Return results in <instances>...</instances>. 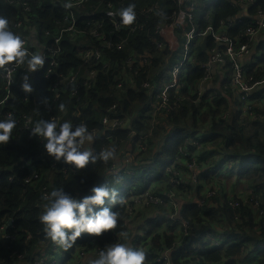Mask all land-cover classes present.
<instances>
[{"label": "trees", "instance_id": "trees-1", "mask_svg": "<svg viewBox=\"0 0 264 264\" xmlns=\"http://www.w3.org/2000/svg\"><path fill=\"white\" fill-rule=\"evenodd\" d=\"M10 1L12 6L0 0V17L6 15L9 29L22 39L35 37L31 46L27 43L28 50L43 47L47 59L29 78L31 92H24L20 86L26 64L18 66L6 99V83L0 77V119L12 113L16 120L8 142L0 143V226L11 220L3 233L14 237L5 239L0 234V264H33L38 258H44L45 264H67L77 248L99 247L100 251L115 242L121 231L128 233L127 241L121 240L128 247L136 248L149 240L143 248L146 264H163L156 258L178 241L183 228L188 236L169 253L170 264H264V108L257 109L259 118L239 122L240 111L230 106L228 98L233 96L231 103L236 105L237 93L225 86L231 74L227 58L215 65V73L224 74V90L229 96H223L214 86V73L211 87L199 98V83L205 75L201 64L208 60L212 49L221 51L224 47L208 33L205 37L197 35L183 60L185 33L190 25L184 22L183 27L174 28L175 48L156 31L169 25L180 9L190 6L196 32L210 26L237 48L248 44L245 30L253 24L257 11H264V0L247 4L241 0H190L186 4H178L177 0H82L77 5H68L70 0ZM129 3L135 5L136 18L124 25L116 13ZM243 5L247 7L245 15L241 14ZM107 11L115 13L118 23H113ZM16 22L21 23L19 27L13 26ZM94 28L98 35L90 33ZM263 45L264 40L253 46L260 52L258 64L244 65L255 80L264 79ZM80 49L98 51L99 59L85 62ZM127 59L134 60L131 69L125 65ZM184 61L185 72L179 74L174 91H168L165 108L169 109L155 110L168 70ZM72 75L73 81L67 83ZM58 78L63 90L57 103L64 105L65 119L74 125H87L95 137L90 145L94 152L112 146L118 157L128 153V158L132 157L128 173L108 174L106 168L114 159H97L82 169L55 161L44 151L43 140L30 135L29 129L22 130L28 116L35 122L57 115L45 103L52 100L53 92L48 88ZM125 79L132 80L133 86ZM76 86V93L71 94ZM258 97L261 107L264 99ZM105 116L116 117L121 124L106 126L102 123ZM142 136H147V147L134 153V144ZM186 140L198 141V145L187 144L189 155L181 157L184 162L194 159L198 164L196 184L191 182L192 174L187 169L180 170L179 149ZM168 168L174 170L169 172ZM221 174L241 181V190L235 191V182L227 188L218 185ZM169 178L176 180L174 186L162 189ZM159 181L153 194L168 203L174 192V216L172 209L163 204L136 206V202H128L131 194H140ZM101 184L117 189L119 196L124 191V203L111 208L118 214L116 227L100 235L82 232L67 249L51 241L39 221L46 203L43 195L62 187L69 195L81 198ZM107 202L105 199V206ZM150 211L154 212L147 214ZM127 212L132 215L129 227L124 223ZM137 231H142L141 235ZM208 234L219 239L218 246L209 241ZM192 245L198 249L193 250ZM93 257L98 258V253Z\"/></svg>", "mask_w": 264, "mask_h": 264}, {"label": "clouds", "instance_id": "clouds-1", "mask_svg": "<svg viewBox=\"0 0 264 264\" xmlns=\"http://www.w3.org/2000/svg\"><path fill=\"white\" fill-rule=\"evenodd\" d=\"M4 1H8L9 6L13 3L10 0ZM134 8V3H129L118 9L116 15L119 16L120 23L127 25L134 21ZM33 40L35 42V37ZM25 44L24 39L9 29L8 20L0 17V66L14 61L17 65L26 64L28 72L40 68L44 64V55L39 51L30 53ZM256 45L258 46V43ZM28 81L29 77L25 73L20 85L24 92L32 91V86ZM57 107L61 112L65 110L63 104ZM28 123L31 124L29 134L43 140L44 151L55 161L62 160L77 169H82L89 162H95L97 159L105 162L114 159L119 167L118 171L111 172L109 166L106 168L108 174L129 172L128 164L132 157L128 158V153L124 157H118L112 146L94 152L90 147L95 138L94 134L88 131L84 123L74 125L70 120L59 121L57 119H40L35 122L29 120ZM15 126L16 120L12 113L0 119V143L8 142ZM127 147L131 148L130 145ZM90 192V195L76 198L60 187L53 188L43 195L42 198L46 203L39 216V221L43 225L45 235L51 241L67 249L82 232L100 235L102 231L116 227L118 214L105 206V199L109 205L123 204L124 200L119 196L118 190L101 184L94 185ZM94 206L100 207L94 208ZM119 237L122 241H127L128 233L121 231ZM144 260L145 251L143 249L128 247L125 242H113L102 248L98 253V258L91 260L89 264H143Z\"/></svg>", "mask_w": 264, "mask_h": 264}, {"label": "built area", "instance_id": "built-area-1", "mask_svg": "<svg viewBox=\"0 0 264 264\" xmlns=\"http://www.w3.org/2000/svg\"><path fill=\"white\" fill-rule=\"evenodd\" d=\"M81 1L82 0H70L68 5H77ZM189 1L190 0H177L178 4H186ZM241 1L243 2V4H247V3H250L252 0H241ZM150 8L153 9V6ZM106 14L109 17H111L113 19L112 20L113 23L116 24L117 19H116L115 13L112 11H107ZM135 18H136V12H135ZM184 22H187L190 25V29L185 33V43L183 45V60L187 59L186 56L190 51L188 46H189L190 42L192 41L193 37L197 36V35L205 37V35L208 33L213 37L214 42L217 43L218 46L224 47V49L221 51L218 49H215V48L212 49L210 51V53L208 54V58H207L208 60L201 64V67L204 68V70H205V75L199 83V87H198V91H197L198 97L200 98V96L203 95V92L205 89H208L211 87L212 76L215 73V65L224 63L225 59L227 58L230 61L231 74H230L229 82L225 86L231 88L232 90H234L237 93V101H236L237 104L234 105L230 101V103H229L230 106H233V109L239 110L240 114H248L249 116H252V117L254 115L258 116V110H257L256 105L259 106L260 103L257 101L255 94H256V91H258L260 87H264V79L255 80L252 75H248L247 74L248 68L244 66V63L242 62V60L249 55L250 49L262 39L261 38L262 30H264V11H262V9L258 10L253 24L248 26L245 30V35L247 37L248 44L242 43L237 48H235L231 44V40L229 38L218 35L217 33H215L212 30V28L210 26H208L205 29V31H203L201 33L196 32L197 28H196L194 21H193V13H192V8L190 6H186L185 8L180 9L178 11V13L176 14V16L174 17L173 21L169 25L158 28L156 31H158V33L164 38L165 42L167 44H169L171 48H174V43L173 44L171 43V41L168 39V36L172 33L173 34V40H174V33H173L174 28L179 27V26L183 27ZM20 24H21L20 22H16L13 24V26L19 27ZM73 31H75V29ZM77 32H79V31H77ZM90 33L92 35H98L95 28L91 29ZM30 38H32V39L30 40L28 36L24 38L26 40L25 47H27L26 46L27 43L30 46L32 45L31 42L34 41L32 35H30ZM27 40H29L30 43L27 42ZM155 44L158 48L161 47L160 43L155 42ZM106 45H108V43H106ZM45 51L46 50H44L43 47H42V50H41V48L39 50V52H41L42 54ZM50 52L52 53L53 51H50ZM79 52H80V55L84 59L85 62L91 60L92 58H94L95 60L99 59V53L96 50L94 51L91 49H80ZM44 57H45L44 61H46L47 56H44ZM185 63H186V61H184L183 63H180L179 65H175V66L173 64L170 67V69L168 70L169 77L167 78V81L165 80V82H168L169 80L170 81L165 86H164L165 82H163V84H162L163 89L161 92V101L156 103L155 110H160L159 108H165L166 107V102L169 99L168 91L177 86L179 74L181 72H185V70L182 69V67L184 66ZM50 65H54V63L50 62ZM125 65H126V67L131 69L132 66H134V60L127 59L125 61ZM18 66L19 65L12 63V64H6L5 66L0 68V77L5 81L6 88H7L6 96L4 99H6L9 95L11 84H13L15 82V76H16ZM36 72H37V69L34 71H31V72H28L27 68H26L24 74L27 73L28 77L30 78ZM93 74H94L93 71H91L89 73V77L92 78ZM45 76L46 77L49 76V69L47 70ZM124 77L126 78V75H124ZM73 79H74V75H72L68 79L67 83H71L73 81ZM60 83H61V81L58 78V80L54 84L49 86L48 89L51 92H53V98L51 101L46 102L45 106L47 108H51L53 111L58 112L57 115H53L50 119H57L59 121H61V120L63 121V120H66L64 117L65 110L63 112H61L59 110V108L57 107L58 106L57 99L59 98V95H60V93H62V90H63V88L59 87ZM125 83L133 86L132 80L125 79ZM143 86L147 87V84L144 83ZM77 87L78 86H76L72 90L71 94L76 93ZM261 94H263V96H264V93H261ZM254 106L256 108V110H255L256 112H254ZM165 109L168 110L169 108L167 107ZM76 113H78V112H76ZM29 120L32 121L31 116H28L25 118L22 130H28L31 127V124L28 123ZM102 123L106 126H109V127H116V126H119L121 124V121L116 117L110 118V117L105 116L102 119ZM26 125H27V127H26ZM146 137L147 136H142V137L138 138V141L134 144L135 145V152L134 153H138L139 151H145V149L147 147V143L144 141V138H146ZM187 144L198 145V141L197 140H190V141L186 140L184 142L183 146L179 149L178 159L180 161H182L181 160L182 156H188L189 155L188 150L186 148ZM128 145H130V144L128 143ZM122 157H124V155ZM125 159L127 160L126 157H125ZM118 168L119 167H117L116 162H113L110 165V170L113 173H116L118 171ZM181 168L187 169L188 172H190L192 174L190 179H191V182L193 184L199 183V180H197V174H198L199 168H198V164L195 162L194 159H191L190 162H188L187 159H186V162L182 161V167H180V170H181ZM167 170L169 172H171L174 170V168H168ZM125 172L128 173L127 171H125ZM175 181L176 180H174V178H169V181L167 184L161 185L162 189L166 188L167 186H174ZM160 183H161V181L156 182V183H152L146 190L142 191L140 194H137V195L131 194L130 197L128 198V202L132 200V201L137 203L136 206L138 204L145 206L148 203L163 204V205L172 209L171 216H174V209L176 208V204L174 203V192L170 193L172 201H170L168 203H164L159 197H157L153 194V191L156 189V187ZM179 204H180V202H179ZM127 215L128 216L124 220V223L126 224L127 227H129V225H130L129 221L132 218L131 212H127ZM10 224H11V220H9L7 224H2L0 226V234L5 239L13 240L14 239L13 236L6 235L3 233L4 227L9 226ZM184 227H186V225H184ZM140 232L142 233V231H140ZM141 233H139V234L141 235ZM179 234H180V238L178 239V241L176 243H173V245L170 249L165 250L161 254L160 257L156 258V262L163 263V264H170L169 253L171 252V250H174V247L182 244V242H184L188 236L186 228H183V230L180 231ZM207 238L209 239L210 242H212V244L214 246H218L220 243L219 239H216L215 236L212 234H208ZM148 241H146L144 244L140 243L137 247L141 248V249H143L144 247H147L146 243H148ZM115 242H121V238L118 237ZM190 244H193V243H190ZM98 248L99 247H94V248H91L88 250H85L83 248H77L76 251L73 253L72 257L68 260L67 264H88V259L90 262L91 260H94L97 258V257H93V255L96 253H99ZM192 249L197 250L198 246L192 245ZM24 252H26V251H24ZM15 253L16 252H12L11 255H13ZM18 257L22 258L23 255L19 254ZM91 258H94V259H91ZM33 264H45L44 258L36 259L33 262ZM143 264H146V263L143 262Z\"/></svg>", "mask_w": 264, "mask_h": 264}, {"label": "crops", "instance_id": "crops-1", "mask_svg": "<svg viewBox=\"0 0 264 264\" xmlns=\"http://www.w3.org/2000/svg\"><path fill=\"white\" fill-rule=\"evenodd\" d=\"M246 11H247V7L246 5H243L242 6V12L241 14L242 15H245L246 14ZM6 18V15L4 16ZM261 38L264 40V34L261 35ZM263 40H261L260 42H262ZM174 48L177 46V43H176V39L174 38ZM258 42V44L260 43ZM257 46V45H256ZM264 46V45H263ZM260 52L257 50V47H252L250 49V52H249V55L244 58L242 60V62L244 63V65H247V66H251L252 65H257L258 64V60H259V57H260ZM215 78H217V80L215 82H213L214 86L223 94V96H226L228 97L229 95L226 93V91L224 90V83H223V79H224V74H221V73H215ZM261 93H264V87H260L258 91H256V94L255 95H258L259 97L258 98H261V99H264V96L263 94ZM228 95V96H227ZM231 96V95H230ZM228 97L231 100L234 99L233 96L231 97ZM162 119V118H161ZM154 142V141H153ZM155 148V147H154ZM127 149H130L129 147H127ZM223 176H227L226 174H221ZM216 177H214V180L216 181ZM224 180V179H223ZM232 181L233 182H237L239 185L241 184V181L239 180H236L234 177H232Z\"/></svg>", "mask_w": 264, "mask_h": 264}, {"label": "rangeland", "instance_id": "rangeland-1", "mask_svg": "<svg viewBox=\"0 0 264 264\" xmlns=\"http://www.w3.org/2000/svg\"><path fill=\"white\" fill-rule=\"evenodd\" d=\"M29 37V39H32V38H30V36H28ZM168 39L171 41V43L173 44V43H175L174 42V40H173V34L171 33L169 36H168ZM257 44V43H256ZM170 81V80H169ZM169 81L168 82H165V84H164V86L166 85V84H168L169 83ZM173 90H174V88H173ZM256 107H257V109L258 108H264V104L263 103H261V107H259L258 105H256ZM260 116H257V115H254L253 117L252 116H249L248 114H241L240 116H239V122H241V121H245L246 119L247 120H255V119H257V118H259ZM224 179V180H223ZM217 184L218 185H221V186H224L225 188H227V187H229L231 184H233V181H232V177L231 176H229V175H227V176H223V175H219V177H218V180H217ZM235 191L237 192L238 191V189L239 190H241V188H242V185L240 184H238L237 182H235ZM123 190H121V192H120V197H121V195H123ZM115 204H112V205H109L108 204V202H107V206L108 207H110V209L114 206ZM154 211H150L149 213H147V214H152ZM131 230L133 231V229L131 228ZM138 233H141L140 231H137ZM88 264H89V259H88Z\"/></svg>", "mask_w": 264, "mask_h": 264}, {"label": "water", "instance_id": "water-1", "mask_svg": "<svg viewBox=\"0 0 264 264\" xmlns=\"http://www.w3.org/2000/svg\"><path fill=\"white\" fill-rule=\"evenodd\" d=\"M205 39H206V38H203V39H202L201 44H200L201 46L204 45ZM127 122H128V121H127ZM127 122L125 123V126H127Z\"/></svg>", "mask_w": 264, "mask_h": 264}, {"label": "flooded vegetation", "instance_id": "flooded-vegetation-1", "mask_svg": "<svg viewBox=\"0 0 264 264\" xmlns=\"http://www.w3.org/2000/svg\"><path fill=\"white\" fill-rule=\"evenodd\" d=\"M31 40V39H30ZM34 42H31V44H33ZM147 245H149V242L147 243Z\"/></svg>", "mask_w": 264, "mask_h": 264}]
</instances>
